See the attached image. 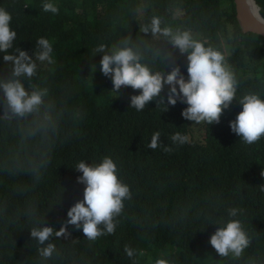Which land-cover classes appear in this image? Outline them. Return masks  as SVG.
Returning <instances> with one entry per match:
<instances>
[{
  "label": "trees",
  "instance_id": "trees-1",
  "mask_svg": "<svg viewBox=\"0 0 264 264\" xmlns=\"http://www.w3.org/2000/svg\"><path fill=\"white\" fill-rule=\"evenodd\" d=\"M45 2L58 6L59 13L44 12ZM0 7L11 14L17 33L9 54L17 47L33 56L40 37L52 43L54 63L37 61L30 82L48 88L49 98L63 110L46 149L47 162L35 172L9 171L17 138L14 126L0 120V264H155L158 258L170 264H264V137L247 144L231 131L229 122L242 106L233 100L219 123H202V138L192 140L189 121L181 115L187 105L179 100L169 105L167 85L164 105L152 101L137 111L129 105L139 90L111 91V78L100 71L103 53L95 51L129 36L148 61L155 50L171 53L164 69L156 60L153 70L167 74L179 65L187 79L186 56L164 38L140 32L152 16H160L162 26L190 28L208 42L223 39L239 81L236 99L248 92L264 98V37L241 30L233 0H0ZM4 54L0 77L6 78L11 64ZM157 131L161 146L151 150L147 146ZM177 132L187 142L173 143ZM105 156L116 163L131 193L114 233L90 241L69 224L68 238L50 237L57 253L44 259L38 248L46 244L39 245L30 230L43 225L59 231L70 207L83 199L77 164H99ZM231 208L240 210L237 217L228 215ZM230 219H239L252 237L241 258L220 257L209 243ZM125 246L135 250L132 258Z\"/></svg>",
  "mask_w": 264,
  "mask_h": 264
},
{
  "label": "clouds",
  "instance_id": "clouds-1",
  "mask_svg": "<svg viewBox=\"0 0 264 264\" xmlns=\"http://www.w3.org/2000/svg\"><path fill=\"white\" fill-rule=\"evenodd\" d=\"M243 3L252 20L264 26V14L255 0H243ZM42 8L44 12L59 13L58 6L52 2L43 3ZM11 21V14L0 7V52L5 53L4 62L11 64L10 74L6 78L0 77V93L3 96L0 102L3 107L0 120L9 127L14 126L17 138L9 171L35 172L47 162L46 149L57 134L63 116V110L49 98V89L30 82L37 73V61L54 63L53 47L48 39L40 37L36 40L33 56L17 47L9 54L17 37L16 31L10 26ZM162 23V18L154 15L149 24L140 28V32L151 33L153 40L164 38L173 48L178 49L181 55H185L187 79L181 73L179 65L173 66L165 74L164 61L171 58V53L164 55L155 50L152 61H148L141 47L127 36L113 44L110 49L104 44L95 49L96 53H103L100 71L104 76L111 78V91L118 94L122 86L139 90L138 95L130 97L129 107L142 111L152 101L164 105L161 93L167 85L169 105L175 106L179 100L187 105L181 112L184 119L195 124L208 125L219 123L223 111L236 100L242 110L235 120L229 122L231 131L247 144H253L264 137V98L259 93L248 92L241 99H236L239 81L228 62L227 47L225 51H221L207 40L199 38L190 28L162 26ZM144 44L146 48H151L149 42L145 41ZM156 60L163 63L162 70H153L150 66ZM25 80L29 81L27 87ZM160 135L158 131L153 133L147 146L149 149L155 150L161 146ZM171 140L176 144H184L188 137L177 132L171 136ZM163 150L172 151L168 146H164ZM75 169L82 173L77 182L85 187L83 199L68 210L69 219L61 225L59 231L43 225L30 230V236L37 240L39 245L46 244L38 248L40 256L44 259H49L57 253L55 244L48 242L50 237L54 235L68 238L70 233L66 229L69 224L74 225L76 229H82L84 236L90 241L105 234H113L118 223L117 217L123 211L124 201L131 199L129 186L118 177L117 165L109 156H105L95 165L81 161ZM261 175L264 176L262 172ZM239 211L237 208H231L228 215L235 218ZM251 242L252 237L239 219L228 220L216 229L209 240L220 257L231 255L233 258H241ZM124 251L129 258L135 254V250L128 246H125ZM155 264H170V261L158 258Z\"/></svg>",
  "mask_w": 264,
  "mask_h": 264
},
{
  "label": "water",
  "instance_id": "water-1",
  "mask_svg": "<svg viewBox=\"0 0 264 264\" xmlns=\"http://www.w3.org/2000/svg\"><path fill=\"white\" fill-rule=\"evenodd\" d=\"M233 4L235 9V17L241 30L243 32L250 31L258 33L264 37V26H260L254 20H252V18L247 13L243 0H233Z\"/></svg>",
  "mask_w": 264,
  "mask_h": 264
},
{
  "label": "rangeland",
  "instance_id": "rangeland-1",
  "mask_svg": "<svg viewBox=\"0 0 264 264\" xmlns=\"http://www.w3.org/2000/svg\"><path fill=\"white\" fill-rule=\"evenodd\" d=\"M260 6V9L262 10V14H264V0H255ZM180 12V11H179ZM179 12H176V14H179ZM173 27H176L174 24H170ZM198 37L200 38V35L198 34ZM214 47L220 48L221 51H225V47H227L223 41V39H220L217 42L215 41H209ZM228 48V47H227ZM227 53V51H226ZM231 105V104H230ZM189 121V120H188ZM202 123L195 124L192 121H189V133L188 136L192 140H200L202 138Z\"/></svg>",
  "mask_w": 264,
  "mask_h": 264
},
{
  "label": "bare ground",
  "instance_id": "bare-ground-1",
  "mask_svg": "<svg viewBox=\"0 0 264 264\" xmlns=\"http://www.w3.org/2000/svg\"><path fill=\"white\" fill-rule=\"evenodd\" d=\"M256 3V2H255ZM257 4V3H256ZM258 5V4H257Z\"/></svg>",
  "mask_w": 264,
  "mask_h": 264
}]
</instances>
